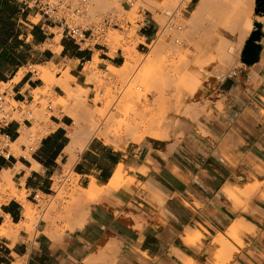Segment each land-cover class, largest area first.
I'll use <instances>...</instances> for the list:
<instances>
[{
	"label": "crops",
	"instance_id": "1",
	"mask_svg": "<svg viewBox=\"0 0 264 264\" xmlns=\"http://www.w3.org/2000/svg\"><path fill=\"white\" fill-rule=\"evenodd\" d=\"M199 2L202 0H180V12L189 35L206 33V11L198 8ZM198 9L203 10L202 14ZM31 11L17 0H0V83L14 81L12 92H5L10 101L22 104H30L34 90L44 86L34 70L25 72L16 81L24 66L32 67L26 62L25 52L41 48L51 39L50 29L58 28L56 22L44 16V24L33 25L28 32L21 31L19 21L27 19ZM139 12L143 19L137 22L138 36L143 41L138 50L143 51L158 37L161 26L151 9L140 6ZM62 38L55 51L42 49L34 64H63V68L69 65L70 75L77 83L93 88L87 86L84 64L93 60L96 51L101 70H107L110 64L118 67L123 63L121 50L111 55V49L104 44L83 48L70 38ZM260 44L259 60L251 65L242 62L244 44L241 47L239 59L245 68H240V80L234 70L235 62L215 68L214 80L220 83L222 94L216 96L206 86L208 79L203 77L200 82L204 94L227 102L224 101L222 110L211 107L212 118L205 121L208 134L198 133L196 123H192L184 140L176 147L170 145L171 152L167 154L166 144L156 140L122 143L117 147L99 135L93 136L83 150L74 148L70 152V130L75 119L49 105L52 115L47 133L29 148L30 156L11 153L10 157L0 158V173L12 171L17 193L13 196L0 190V225L7 220L13 224L10 235L0 234V264H185L183 256L194 260L201 257L213 264V255L205 254L204 249L197 253L200 243L186 244L185 238L190 233L195 235V231L208 237L231 226L236 228V236L241 235L245 246L236 245L239 252L228 264H264V198L260 195L264 193V36ZM190 49L197 50L195 46ZM55 91L62 96L60 86H55ZM17 106L16 112H22V106ZM22 115L4 130L13 142L21 136L23 123L32 127L27 111ZM231 115L233 118L227 117ZM20 148L25 152L27 146L23 144ZM120 164L125 167L124 180L135 178L144 184L143 189L133 181H124L89 205L86 221L80 228L67 229L60 236L44 219L39 220L34 231L23 225L26 205L35 204L41 195H51L56 177L72 172L81 188H88L92 182L106 186ZM248 174L263 182V186L251 195L246 210L235 211L228 205L226 186H243ZM238 220L242 222L239 224ZM20 223L22 226L17 225Z\"/></svg>",
	"mask_w": 264,
	"mask_h": 264
},
{
	"label": "rangeland",
	"instance_id": "2",
	"mask_svg": "<svg viewBox=\"0 0 264 264\" xmlns=\"http://www.w3.org/2000/svg\"><path fill=\"white\" fill-rule=\"evenodd\" d=\"M101 1L106 2L108 5L107 9L99 7ZM149 1L136 0V4L131 10L125 11L121 8L119 0H91L90 8L85 14L73 17L72 21L74 23L79 24L83 28H92L94 30L93 36H91L85 44H82L83 48L94 46V43H100L111 49V55L116 53L117 50H121L123 54V63L121 66H115V71L99 69L98 60L93 70L94 74L90 73L87 75V86L91 85L93 88L81 86L71 75L67 83V88H69V90L59 85L62 83L60 81H62L68 73L70 74L69 65L63 68V64H34L38 60V54L42 49L52 48V50L55 51L64 40L58 28L50 29L52 31V35L50 36L51 39L47 40L41 48L25 52L26 62H29L32 67H29V65L24 66L22 68L24 73L29 70H34L35 77H39L41 75L40 69H43L45 70L46 77L53 80V85L51 89L41 86L34 90V100L30 104L16 103L14 100L10 101L13 105L22 106L23 111H17L14 115L16 118H21L23 116L22 114L26 111H31L32 113L31 115H27L32 121V127H30V123H27V125L24 123L22 124L20 133L23 135L24 133L26 134L24 137L22 136L23 139H21V141L11 144V153L17 156L21 154H27L28 157L30 156L29 148L35 145V143L47 133V126L52 115V112L48 109L49 105H51L53 109H62L63 112L71 114L72 117L74 115L79 117V121L81 120L79 122L80 127L84 123L87 124V122L93 121V118L99 121L103 115L110 111L111 119L109 118L110 121H108L107 126L103 127L102 130L104 132L102 131V134L95 133L93 136H104L107 143H112L117 147L122 143L125 145L129 142L141 144L146 139H152L164 145H168L169 142L167 146L169 152V146L172 145V142L173 144L176 143L173 145L176 147L184 140L187 133H189L188 129L192 127V123H196V130L198 133L203 135L208 134L205 121H210L212 118L213 111L211 107L215 106L219 108V110H222L224 101L227 102V100L206 96L200 81L205 76L208 79L206 86L210 87L214 94L218 96L219 93L223 92V89L220 83L214 80V75L216 74L215 68H219L226 63L234 64V62L236 66L234 70L237 72L236 76L239 80L241 79L242 72L240 68H245V65L239 59L240 52L238 56H234L232 54L233 49H230L226 42L230 38L229 34H231V30L238 29L241 25L242 26L239 28L242 30L241 33L250 29L248 35L245 32L247 38L251 31L255 29L254 23L259 21L256 16L260 15L255 11L256 0H244L245 2L248 1L247 3L243 0H231L232 2L228 0H202L201 4H204L206 1L208 2L207 4H209V8H204L206 11V33L201 35L188 34L186 22L180 12L182 7L180 6V0H172L169 4L166 3V0H159L160 2H155L158 5L152 4ZM185 1L187 2L189 0ZM242 2H244V5H242ZM140 6H144L145 8L148 6L153 7L154 10L151 8L153 10L151 11L154 18L161 26L158 37L154 41H160L161 38L164 41L162 49L158 51L155 56L156 58L153 57L154 60L150 55L152 50L150 44L152 43L146 45L143 51L138 50V44L143 41L138 36V29L140 26L137 22L143 19V16L139 12ZM37 13V10H32L27 19L21 18L19 21V29L23 32H28L31 26L44 24V16ZM111 13L117 14L120 20L125 18L131 24L128 25L127 22H120V25H122L120 28L117 26H110L103 32H100V23L105 16ZM232 15H236V17ZM244 17L247 18L244 19ZM237 18L239 19L237 20ZM251 19L252 21H250ZM241 20L245 25L242 24ZM233 21L234 23H232ZM245 21L248 22L246 23ZM240 22L241 25H236L240 24ZM248 23L249 25H253L249 26ZM246 25H248L249 29L247 27L244 28ZM228 26H231L230 29ZM252 26L254 28H252ZM52 36L55 37L52 38ZM22 38L26 40L25 35H23ZM225 40L227 41L225 42ZM192 46L196 47V52L190 49ZM126 49L132 51V55L134 56L133 60H138L140 64L129 72L128 77L130 79L129 83L131 89L128 95L124 96L122 95L123 88L119 83H121L120 79L122 78L121 76H123L120 70H122L121 67L125 61L124 53ZM32 54H35V56L33 57ZM97 54L98 52L96 51L93 57L96 58ZM87 63L88 62H85L84 67ZM6 69L7 68H4L5 71ZM64 75L66 76L63 77ZM119 75L121 78H119ZM42 82L44 84L43 79ZM13 84L14 81L0 83V92L9 90L11 93ZM227 84L230 86L231 83L228 82ZM55 86H60V93L62 96L55 91ZM199 94L203 96L201 103L191 104L192 100ZM67 95H70V97H67ZM90 96H92L93 99H90ZM233 116L234 115L227 117L233 118ZM85 118L86 120L90 119V121L83 120V123L82 119ZM78 119H76L77 123ZM181 130L183 135L179 132ZM23 131L25 132L22 133ZM177 132H179L182 137L179 133L178 135ZM23 144L27 146L25 152L20 148ZM229 164H231V162H229ZM127 179L135 182L143 189L144 184L141 182L139 183L135 178L131 179L128 177L124 181H127ZM255 179L254 176L248 174V179H243V182L247 181V185L245 183L243 186H226L228 189L226 193L227 202L230 208L235 211H238L240 208L246 210L251 195L258 192L263 186V182L257 180V182H255ZM256 183H258V186ZM83 189L84 188H81L78 184V177L72 172H67L64 176L56 177L51 195H41L38 202L35 204L28 203L26 205V207H30L33 214L30 219H26L23 225L27 230L34 231V226L38 224L40 219H44L47 221L48 225L54 229L57 235L60 236L67 229L72 228L74 222L73 216H75L76 213L74 211L76 208L75 206L89 200L87 199L88 196L82 193V191H84ZM14 190L13 184L7 191L12 194ZM14 192L16 193V190ZM105 195H107V193L103 196ZM260 195L264 198V193L261 192ZM97 201L96 199L93 201L89 200L87 203L90 205ZM10 228L13 230V224ZM201 228L206 231L204 227L201 226ZM0 229H2V227ZM2 233L3 231L0 230V234ZM221 234L211 233L206 237L202 232L195 231V235L192 233L189 235L204 236L197 247V253L200 254L202 249H204L203 251H206L205 254L214 256L213 264H228L235 254L239 252L237 246L244 247L245 243L241 235L238 234L235 236V239H230V244L232 245L229 244V246H226L224 244L225 248L223 249L221 246L214 244V240L219 236L225 237L226 231ZM184 257L187 258L189 256H183V258ZM194 261L196 264H208L206 260L201 257H198ZM15 264H19V262Z\"/></svg>",
	"mask_w": 264,
	"mask_h": 264
},
{
	"label": "bare ground",
	"instance_id": "3",
	"mask_svg": "<svg viewBox=\"0 0 264 264\" xmlns=\"http://www.w3.org/2000/svg\"><path fill=\"white\" fill-rule=\"evenodd\" d=\"M147 1H149V0H147ZM165 1V0H164ZM172 0H166V3H168L169 4V2H171ZM228 1H230V2H232L231 0H228ZM241 1V0H240ZM244 1V0H243ZM93 2V1H92ZM149 2H151L152 4H155V5H158V4H156L153 0H151V1H149ZM245 2V1H244ZM244 2H242V5H244ZM248 1H246L245 3H247ZM148 3V2H147ZM200 3V2H199ZM208 2H204V4H201L200 3V7H198V8H200V9H202L203 8V10H204V8L206 7H208L209 8V4H207ZM221 3V2H220ZM236 3V2H235ZM163 4V3H162ZM173 4V3H172ZM217 4V3H216ZM216 4H214V5H216ZM93 6V5H92ZM226 6H228V5H226ZM99 7H101V8H103V9H107L108 8V5L106 4V2H104V1H101L100 2V6ZM232 7V6H231ZM147 8H149V9H151V8H153V7H147ZM205 8V9H206ZM211 8V7H210ZM217 8V7H216ZM219 8V7H218ZM230 8V7H229ZM200 9H198V11L200 12ZM230 9H232V8H230ZM152 10V9H151ZM153 10H154V8H153ZM152 10V11H153ZM203 10H201V14H202V11ZM219 10H220V8H219ZM231 12V11H230ZM235 12V11H234ZM240 12V11H239ZM198 14V15H201V14ZM233 13V12H232ZM157 14V13H156ZM197 14V13H196ZM230 14V13H229ZM158 15V14H157ZM218 15V14H217ZM242 15V14H241ZM246 15V14H245ZM252 15V14H251ZM194 16V15H193ZM196 16V15H195ZM232 16H235L236 17V15H232ZM239 16V15H238ZM198 17V16H197ZM230 17V16H229ZM160 18V17H159ZM193 18V17H192ZM227 18V17H226ZM245 18H247V17H244V19ZM256 18H257V20H259V22H261L262 23V30H264V15H257L256 16ZM75 19V18H74ZM194 19V18H193ZM232 19V18H231ZM239 18H237V20H238ZM241 19V18H240ZM244 19H242V20H244ZM196 20V19H195ZM236 20V21H237ZM242 20H241V22H242ZM249 20V19H248ZM163 21V20H162ZM235 21V22H236ZM250 21H252V19L250 20ZM250 21H249V23H250ZM241 22H240V24H236V25H241ZM246 22V21H245ZM248 22V21H247ZM246 22V23H247ZM162 23V22H161ZM231 23V22H230ZM232 23H234V21L232 22ZM249 23H248V25H249ZM242 24H244L243 22H242ZM203 25V24H202ZM216 25V24H215ZM245 25V24H244ZM248 25H246L244 28H248ZM251 25H253V24H251ZM251 25H249V26H251ZM233 26V25H232ZM237 26V27H238ZM242 26V25H241ZM240 26V27H241ZM229 27V26H228ZM227 27V28H228ZM231 27V26H230ZM230 27H229V29H230ZM239 27V28H240ZM233 28H234V26H233ZM238 28V29H239ZM252 28H254L253 26H252ZM237 28L236 29H234V30H231V34H229L230 35V38H231V35H232V38H231V40H230V38L228 39V41L227 40H225V42L227 43V45H229V48L230 49H233L232 50V54L234 55V56H238L239 55V52L241 51L240 49H241V47L243 46V44H244V41L246 40V38H247V35L249 34V31H250V29L249 30H246L245 32L247 33V35H245L246 33L244 32V33H241L242 32V30H238ZM165 32V31H164ZM164 32H163V34H164ZM213 33H215V32H213ZM162 35V34H161ZM183 35V34H182ZM214 36V35H213ZM217 36V35H216ZM220 36V35H219ZM228 36V35H227ZM227 36H226V39H227ZM163 37V36H162ZM229 37V36H228ZM212 38V37H211ZM216 38V37H215ZM222 38V37H221ZM94 39V38H93ZM217 39V38H216ZM160 40V39H159ZM262 40V39H261ZM163 41L164 40H162V38H161V40L160 41H153L152 42V44H150L151 46H152V50H151V58L153 59V57H155L156 56V54L158 53V51H160L161 49H162V45H163ZM214 46V45H213ZM209 48V47H208ZM124 56H125V61H124V64H123V66L121 67L122 68V70H120V71H122V74L121 75H123V76H121L120 77V75H119V78H121L120 79V82L121 83H119V84H121L120 86H122V88H123V92H122V95H124V96H126V95H128V93H129V91H130V89H131V85H130V83H129V81H130V79H129V77H128V75H129V72H131L132 70H134V68L135 67H138L139 66V62H138V60L137 61H134L133 60V55H132V51H130L129 49H126L125 50V53H124ZM156 58V57H155ZM94 60H92V61H89L86 65H85V67H84V71H85V73H87V75H89L90 73H93V70H94V68L96 67V63L98 62V58L96 57H94L93 58ZM151 59V60H152ZM154 60V59H153ZM167 66V65H166ZM38 68V67H37ZM116 67H115V65H112V64H110L109 66H108V69L110 70V71H115L116 69H115ZM68 71V70H67ZM67 71H66V74H67ZM119 71V72H120ZM40 73H41V75L39 76L40 78H42L43 80H44V87H46L47 89H51V86L53 85V80L52 79H50V78H48V77H46V74H45V70H43V69H40ZM118 73V72H117ZM94 74V73H93ZM24 75V70L23 69H21L19 72H18V74L16 75V81H18V80H20L21 78H22V76ZM66 75H64L63 77H65ZM70 76V74L68 73V75L65 77V78H63V80H62V78H61V80L62 81H60V82H62V83H60L59 85H61L62 87H65L67 90H69V88H67L68 86H67V83H68V79L70 78L69 77ZM127 78V79H126ZM118 80V79H117ZM119 82V81H118ZM93 83V82H92ZM58 84V83H57ZM45 88V89H46ZM77 91V90H76ZM74 95V94H73ZM163 95V94H162ZM70 97V95H67V97ZM73 97V96H72ZM202 99H203V96L201 95V94H199L198 96H196L193 100H192V102H191V104H200L201 103V101H202ZM203 101H205V100H203ZM184 107H185V105H184ZM189 107V106H188ZM193 107V106H192ZM189 109V108H188ZM187 109V110H188ZM184 110H185V108H184ZM183 111V110H182ZM184 113H185V111H184ZM110 115H111V113H110V111L108 112V113H106L105 115H103V117L102 118H100L99 119V121L98 120H94V118H93V121L91 120V122H87V124L86 123H84V121L86 120V118L85 119H82V121H83V123L85 124H83V125H81V127H80V121H79V117H77L76 115H74L73 117H74V119H75V123H74V126L71 128V130H70V138H71V143H70V145L68 146V150H70V152H73L74 151V148H78V149H80V150H83L84 148H85V146L87 145V143L90 141V139L93 137V135L95 134V133H101L103 130V127H105V126H107V123H108V121H110V119H111V117H110ZM91 116V115H90ZM90 118V117H89ZM110 118V119H109ZM76 119H78V123H77V121H76ZM86 121H90V119H87ZM83 126V127H82ZM85 126V127H84ZM173 128V127H172ZM24 130V129H23ZM25 131H23L22 133H24ZM104 132V131H103ZM102 132V133H103ZM180 133L182 132V130L181 131H179ZM179 132H177V134L179 133ZM101 133V134H102ZM179 133V134H180ZM26 133H24V135H25ZM178 134V135H179ZM182 135H183V133H181ZM180 134V136L182 137V135ZM24 135L23 134H21V136L17 139V143H18V141H21V139H23V137H24ZM104 135V134H103ZM177 135V136H178ZM23 136V137H22ZM177 136H176V138H177ZM104 137V136H103ZM174 140V139H173ZM176 140V139H175ZM177 141V140H176ZM175 141V142H176ZM172 142V141H171ZM170 142V143H171ZM13 143H15V142H13ZM177 143H178V141H177ZM172 145H175V144H173V142L171 143ZM168 145H169V142H168ZM168 145H166V146H168ZM171 145V146H172ZM169 148H170V146H169ZM172 149H173V147H172ZM171 149V150H172ZM77 150V149H76ZM170 151V150H169ZM167 152L168 151H165V153L167 154ZM171 152V151H170ZM76 153V152H75ZM74 153V154H75ZM165 153H162V154H165ZM164 155V156H167V155ZM123 168H125V167H123L121 164L119 165V167L116 169V171L114 172V175L112 176V178H111V180H110V182L108 183V185H106V186H99L98 184H96V182H92L91 184H90V186L88 187V188H84L83 190L84 191H82V193H85L86 194V196H88V198L87 199H89L90 201H93V200H95L96 199V201L97 200H100L102 197H103V195L105 194V193H107L108 191H110V190H113V189H116V188H119L122 184H123V182H124V173H123ZM0 176H1V181H0V190L2 191V192H6L9 188H11L12 186H13V181H12V171L11 170H3L1 173H0ZM128 177V176H127ZM251 177V176H250ZM253 178V177H252ZM251 178V179H252ZM131 179H132V177H131ZM128 180V179H127ZM128 181H130V180H128ZM255 182H257L256 181V179L254 180ZM252 182H253V180H252ZM251 182V183H252ZM140 183V182H139ZM257 184V186H258V183H256ZM246 185H247V183H246ZM249 185H251V184H249ZM255 187V186H254ZM235 189V188H234ZM231 191H232V189H231ZM12 195L13 196H17V193H15L14 191L12 192ZM139 195V194H138ZM81 197H82V195H81ZM4 198V197H3ZM23 198V197H22ZM21 198V199H22ZM1 199V198H0ZM23 200V199H22ZM89 200H87V202L89 201ZM87 202H85V203H82V204H80V205H78V206H75L76 208H75V212H76V218L74 219V222H73V225H72V229L73 228H80L84 223H85V221H86V218H87V215H88V212H89V204L87 203ZM32 214H33V212H32V210L30 209V207H26V210H25V212H24V216H25V218L28 220V219H30L31 217H32ZM74 217V216H73ZM139 217V216H138ZM8 218V217H7ZM26 219H25V222H26ZM136 219V218H135ZM239 220H242V219H239ZM239 220H238V223H239ZM242 221H244V220H242ZM242 221H240V223L242 222ZM239 223V224H240ZM136 224V223H135ZM11 225H12V223L10 222V221H8L7 220V222H5L4 224H2V225H0V228L2 227V229H0L1 231H3V233L2 234H11L12 233V228H10L11 227ZM17 225H21L22 226V224L20 223V224H17ZM139 224H136V226L135 227H137L138 229H139V226H138ZM190 229V228H189ZM186 231H188V230H186ZM190 231V230H189ZM192 231H193V229H192ZM191 231V232H192ZM209 232V231H208ZM186 234V233H185ZM221 234V233H220ZM222 235V234H221ZM236 228L234 227V226H231V227H229L228 228V230L226 231V235H225V237H223V236H219L218 238H216L215 240H214V244L215 245H219V246H221L223 249L225 248V246H224V244L226 245V246H229V244H230V239H235L236 237ZM109 237V236H108ZM114 237V236H113ZM204 236L203 235H198V236H193V235H188L186 238H185V243L186 244H197V243H200L201 241H202V238H203ZM215 237V236H214ZM213 237V238H214ZM108 239V238H107ZM111 239V238H110ZM109 239V240H110ZM115 240H118V238H115ZM115 240L113 239V241L115 242ZM120 240V239H119ZM107 243H109L108 241H107ZM119 244V243H118ZM230 245H232V244H230ZM108 248L110 247V246H107ZM106 247V248H107ZM236 248V247H235ZM237 250V249H236ZM112 251V250H111ZM117 251V250H116ZM179 252V254H180V251H178ZM235 252V251H234ZM115 254V253H114ZM100 255V254H99ZM95 257H97V255H94V258ZM220 258H221V253H220ZM105 261L106 262H108V260L107 259H105ZM104 261V262H105ZM113 261V259L111 260V262ZM183 261L185 262V264H196V262L194 261V259L193 258H191V257H184L183 258ZM105 262V263H106ZM114 262V261H113ZM220 263V262H219Z\"/></svg>",
	"mask_w": 264,
	"mask_h": 264
},
{
	"label": "built area",
	"instance_id": "4",
	"mask_svg": "<svg viewBox=\"0 0 264 264\" xmlns=\"http://www.w3.org/2000/svg\"><path fill=\"white\" fill-rule=\"evenodd\" d=\"M17 2L28 10H37V12L57 23L62 37H67L78 43L85 44L86 41L93 36L92 28H83L79 24L74 23V16L85 14L89 8L91 0H17ZM121 8H133L136 0H119ZM128 11V10H125ZM120 22L127 21L125 18L119 19L117 14H109L105 16L100 23V32H103L110 26L121 27ZM95 37V35H94ZM17 105L10 102L9 96L5 91L0 92V158L10 157L9 148L12 144L10 136L4 133L5 128L16 118ZM31 115V111H27ZM36 197L38 195L36 194Z\"/></svg>",
	"mask_w": 264,
	"mask_h": 264
},
{
	"label": "water",
	"instance_id": "5",
	"mask_svg": "<svg viewBox=\"0 0 264 264\" xmlns=\"http://www.w3.org/2000/svg\"><path fill=\"white\" fill-rule=\"evenodd\" d=\"M257 14H264V4L263 7H259L258 1L256 0V9ZM255 29H253L249 35V37L246 39L244 48L241 53V60L243 63L251 65L255 61L259 60L260 57V51H261V44L260 41L262 37L264 36V32L262 30V23L259 21H256L254 23Z\"/></svg>",
	"mask_w": 264,
	"mask_h": 264
},
{
	"label": "flooded vegetation",
	"instance_id": "6",
	"mask_svg": "<svg viewBox=\"0 0 264 264\" xmlns=\"http://www.w3.org/2000/svg\"><path fill=\"white\" fill-rule=\"evenodd\" d=\"M258 1V5L259 7H263V4H264V0H257Z\"/></svg>",
	"mask_w": 264,
	"mask_h": 264
},
{
	"label": "trees",
	"instance_id": "7",
	"mask_svg": "<svg viewBox=\"0 0 264 264\" xmlns=\"http://www.w3.org/2000/svg\"><path fill=\"white\" fill-rule=\"evenodd\" d=\"M6 9V8H5Z\"/></svg>",
	"mask_w": 264,
	"mask_h": 264
}]
</instances>
